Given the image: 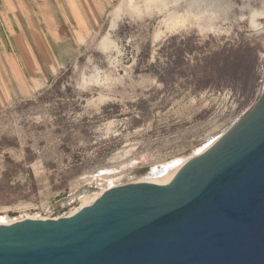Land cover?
<instances>
[{
	"label": "rangeland",
	"instance_id": "obj_1",
	"mask_svg": "<svg viewBox=\"0 0 264 264\" xmlns=\"http://www.w3.org/2000/svg\"><path fill=\"white\" fill-rule=\"evenodd\" d=\"M263 89L264 0H0V223L165 181Z\"/></svg>",
	"mask_w": 264,
	"mask_h": 264
},
{
	"label": "water",
	"instance_id": "obj_2",
	"mask_svg": "<svg viewBox=\"0 0 264 264\" xmlns=\"http://www.w3.org/2000/svg\"><path fill=\"white\" fill-rule=\"evenodd\" d=\"M0 264H264V89L169 181L0 223Z\"/></svg>",
	"mask_w": 264,
	"mask_h": 264
},
{
	"label": "bare ground",
	"instance_id": "obj_3",
	"mask_svg": "<svg viewBox=\"0 0 264 264\" xmlns=\"http://www.w3.org/2000/svg\"><path fill=\"white\" fill-rule=\"evenodd\" d=\"M119 2H120V1H119ZM116 5H117V4H116ZM120 7H121V6H120ZM114 9L116 10V8H114ZM119 9H120V8H119ZM121 9H122V8H121ZM111 18H112V17H111ZM111 20H112V19H111ZM110 22H111V21H110ZM113 22H114V21H113ZM111 24L113 25L112 22H111ZM108 27H109V26H108ZM103 93H104V92H103ZM217 138H218V137H217ZM217 138H216V139H217ZM216 139H215V140H216ZM215 140H214V141H215ZM214 141H213V142H214ZM213 142H212V143H213ZM212 143H211V144H212ZM211 144H210V145H211ZM210 145H209V146H210ZM209 146H207V147H209ZM207 147H206V148H207ZM206 148H205V149H206ZM205 149H204V150H205ZM202 151H203V150H202ZM200 152H201V151H200ZM180 166H181V165H180ZM180 166H179V167H180ZM179 167H178L173 173H171V174L166 178L165 181H162V182H161V181H158V180H155V179H152V180L148 179L147 181H153V182H158V183H165V182L169 181V180L172 178V176H173V175L175 174V172L179 169ZM145 180H146V179H145ZM100 193H101V192L97 193V194L94 195L92 198H90L91 200H89V202H85V203L81 204L80 206L76 207L75 209H73V211H72L71 213H74V212L77 211L80 207H82V206H84V205H87V204L91 203V202H92V201H93V200H94V199H95ZM71 213H70V214H71ZM5 223H6V222H5Z\"/></svg>",
	"mask_w": 264,
	"mask_h": 264
}]
</instances>
